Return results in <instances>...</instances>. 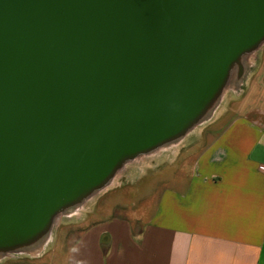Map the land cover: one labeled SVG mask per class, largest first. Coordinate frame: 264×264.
I'll use <instances>...</instances> for the list:
<instances>
[{"label":"water","instance_id":"95a60500","mask_svg":"<svg viewBox=\"0 0 264 264\" xmlns=\"http://www.w3.org/2000/svg\"><path fill=\"white\" fill-rule=\"evenodd\" d=\"M264 0H0V253L209 114Z\"/></svg>","mask_w":264,"mask_h":264},{"label":"crops","instance_id":"0c3cea01","mask_svg":"<svg viewBox=\"0 0 264 264\" xmlns=\"http://www.w3.org/2000/svg\"><path fill=\"white\" fill-rule=\"evenodd\" d=\"M259 50L230 119L165 145L184 140L160 155L162 166L124 177L120 169L95 206L75 211L93 194L52 240L0 264H264V44Z\"/></svg>","mask_w":264,"mask_h":264},{"label":"rangeland","instance_id":"374dc122","mask_svg":"<svg viewBox=\"0 0 264 264\" xmlns=\"http://www.w3.org/2000/svg\"><path fill=\"white\" fill-rule=\"evenodd\" d=\"M264 44V43H263ZM262 44V45H263ZM262 45L255 51L250 52L246 55H244V62L242 63H236L233 68L231 69L230 76L228 78V81L218 97V99L214 102L213 107L209 111V114L206 118H204L200 123L195 124L192 129L200 130L206 128L208 125L209 128H219L224 122H226L230 117L233 115L232 108L238 109L239 108V101L238 99H241L243 94V89L245 83L251 79V77H254V74L257 73L259 64H260V57H259V49H262ZM239 97V98H238ZM191 129V130H192ZM184 140H182L183 142ZM182 142H177L173 147L164 149L165 146L158 148L157 150L149 153V154H142L139 155L137 158L130 160L125 164L120 171V175L123 176L124 174H127L132 169H147V168H153L157 166H162L164 162L163 153L165 151H174L178 150L179 146L183 144ZM161 155V156H160ZM119 175V176H120ZM124 177V176H123ZM105 190V188H104ZM103 190V191H104ZM103 191H99L98 193H94L93 197L86 200L83 204H81V207L78 208L76 213L79 215L83 213L84 209H89L88 206L91 205L95 206L98 201L99 197L102 194ZM87 199V198H86ZM73 209L69 208L62 212H60L55 220L53 227L48 235V237L45 239L43 243H48L49 238L52 240L51 234L53 232H56L60 226L62 225L61 221H67V215L71 214ZM77 215V216H78ZM80 216V215H79ZM61 220V221H60ZM61 224V225H60ZM60 225V226H59ZM51 242V241H50ZM30 252L28 248H22L18 249L17 251L11 252V253H0V257H4L5 255H17L19 257L21 256H29L27 253ZM32 252V251H31ZM31 254V253H30Z\"/></svg>","mask_w":264,"mask_h":264},{"label":"flooded vegetation","instance_id":"af4514ba","mask_svg":"<svg viewBox=\"0 0 264 264\" xmlns=\"http://www.w3.org/2000/svg\"><path fill=\"white\" fill-rule=\"evenodd\" d=\"M243 58H244V57H243ZM243 58L240 60V62H239V63H242V62H244V61H243V60H244ZM46 237H47V236H46ZM45 239H46V238L44 237V238H43V239H41V240L44 242V240H45ZM42 241H40V243H41Z\"/></svg>","mask_w":264,"mask_h":264}]
</instances>
